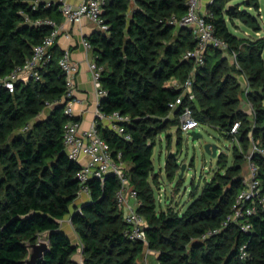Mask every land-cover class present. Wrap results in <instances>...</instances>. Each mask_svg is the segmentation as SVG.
<instances>
[{"label":"trees","instance_id":"1","mask_svg":"<svg viewBox=\"0 0 264 264\" xmlns=\"http://www.w3.org/2000/svg\"><path fill=\"white\" fill-rule=\"evenodd\" d=\"M187 1L136 0L131 9L132 0H106L103 19L109 30L89 37L102 67L100 84L107 91L100 100L102 113L118 111L130 117L121 123L124 134L100 123L98 128L113 155L121 153L127 164L126 173L141 201L137 211L147 221V242L125 233L129 224L116 201L120 182L115 175L105 180L92 177L90 200L71 213L79 195L81 165L69 158L64 132L69 120L80 118H70L65 106L56 103L66 92V76L58 63L62 52L41 69L40 80L18 81L14 92L0 87V264H24L30 244L44 234L49 248L39 264H142L147 247L156 251L157 264H264V208L252 216L248 232L232 223L203 238L221 228L232 212L253 140L264 147V39L240 37L229 24L239 18L250 30L260 31V0H243L234 8L226 6L227 0H212L208 20L229 50L208 49L205 64L194 75L196 100L184 97L173 107L194 69L184 58L196 45L194 33L174 22L186 14ZM62 18L59 0H0V79L23 65L52 32L47 20L59 24ZM56 51L55 45V57ZM224 52L236 53L239 67L230 65ZM232 70L247 77L249 91L242 89ZM242 99L252 103L253 118L241 108ZM186 105L199 122L238 139L244 151L236 148L230 166L221 154L220 170L201 193L194 188L193 201L181 212L172 205L161 208L157 201L153 155L158 137L171 126L177 127L181 142L178 125ZM236 121L241 125L232 133ZM254 160L264 181V159L255 155ZM166 167L173 180L179 168L174 154L168 156ZM69 214L78 244L62 229L61 221ZM242 245L247 246L245 259L240 257Z\"/></svg>","mask_w":264,"mask_h":264},{"label":"built area","instance_id":"2","mask_svg":"<svg viewBox=\"0 0 264 264\" xmlns=\"http://www.w3.org/2000/svg\"><path fill=\"white\" fill-rule=\"evenodd\" d=\"M59 2L60 10L69 22L76 23L84 18H89L99 25L100 31L107 32L109 30V26L103 19L106 0H83L78 5H71L66 0H59ZM201 3L202 0H188L187 12L184 17L180 20L174 19V22L178 26H187L192 29L196 39V45L194 48L184 53V58L193 62L194 69L182 84L183 94L178 98L177 102L173 104V107L183 103L184 97L188 98L190 101L196 100V94L193 91L194 75L198 67L205 64L208 49L216 47L224 51L229 50L228 43L216 35L215 25L208 20L207 12L202 11ZM258 16L262 26L261 30H250L245 37L264 39V8L262 6L259 9ZM46 23L53 27L52 32L47 35L41 43L34 47L31 57H29L23 65L16 67L11 74L0 79V87L4 86L11 92H14L18 81L41 79L40 71L55 58L53 47L63 34V28L56 21L49 19ZM66 36L69 37L70 35L66 34ZM82 43L85 48L89 50L93 49V45L89 39H83ZM231 55L239 67L236 53L232 52ZM58 63L66 76V92L63 98L56 103H65V114L73 118L75 117L74 103L77 101L76 77L79 72V65L73 59L70 49H65L63 51ZM90 69L98 87V95L101 98L107 94V91L103 89L100 84L102 67L99 66L96 60H93L90 63ZM23 75H26V79L22 78ZM248 83L249 82L246 81V85H248ZM247 88L246 91H249L250 86L248 85ZM249 103L253 108L252 103ZM100 116L115 120L116 124L114 130L120 134L125 133V128L121 123L130 120V117L122 115L118 111L111 114L101 113ZM200 123L201 122L194 117L191 106L186 105L184 111L180 115L178 127L183 132H188L190 130H195L200 126ZM240 125L241 121H236L231 132L237 133ZM125 138L131 139V136L125 134ZM64 145L69 158L81 165V169L77 175L80 183L78 198L83 195H90L88 181L92 177H99L105 180L106 176L109 174L117 176L120 186L116 193V201L119 208L124 211L125 220L129 224V228L125 233L132 240L147 242L145 231L147 221L137 211L138 206L141 204L138 192L130 183V178L126 173L127 166L122 160V154L119 153L117 157L113 155L111 145L102 136L98 128V123H93L89 129H82L80 122L69 120L65 125ZM255 155L264 159V147L253 140L252 148L246 155L248 167L241 176L242 189L235 199L232 212L228 215L221 228L204 234L203 238L218 233L222 228L228 227L232 223L238 224L242 230L247 232L253 228L251 221L252 216L256 215L261 208H264V181L260 176V168L254 160ZM83 157H87V160L84 162L82 161ZM247 255V246L242 245L240 247V257L245 259Z\"/></svg>","mask_w":264,"mask_h":264},{"label":"rangeland","instance_id":"3","mask_svg":"<svg viewBox=\"0 0 264 264\" xmlns=\"http://www.w3.org/2000/svg\"><path fill=\"white\" fill-rule=\"evenodd\" d=\"M242 1L243 0H227L226 6H239ZM260 5L264 8V0H260ZM240 8L244 9L245 4H241ZM229 24L231 30L240 37L245 36L247 32L250 31L247 25L239 18H235L234 20L232 19ZM212 52L213 51L211 50L210 53ZM224 53L225 56H227L230 65L238 66L231 54H228V52ZM262 56L264 59V50ZM55 59L57 60L58 57L56 56ZM232 73L238 77L242 89L246 91L249 85V83L246 85V81H248L247 77L235 70H232ZM241 108L251 118L254 117V109L250 106L249 102H245V100L242 99ZM45 115L46 113L41 115V117H44ZM177 130L176 126H171L158 137L153 155L156 173L155 177L158 178V182L153 185L157 201L161 208H166L168 205H172L181 212H184L193 201L192 193L194 188H197L198 193H201L206 182L209 181L216 171H219L221 168L219 157L213 158L205 151L204 145L206 143H214L218 145V152L226 156L227 164L229 166L235 162L236 148L239 151H244V148L238 139L232 140L226 137L217 127L210 123H200V126H198L195 130H190L188 132L182 131L180 143H178L179 138ZM192 131L201 133L202 137L194 140L191 135ZM251 148L252 144L250 145L249 151ZM170 154H174L177 158V162L179 163L178 171L173 180L169 177L166 167L167 158ZM184 164H186V169L182 171V166ZM247 167L248 162L245 160L242 164L243 173L247 170ZM153 178L150 180L153 181ZM178 182H183V184H180L179 189L177 188ZM71 235L72 238L76 239V241L80 243L79 237L73 231H71ZM39 241H48V239L44 234L39 237L38 242ZM79 255L80 254L76 257L78 259H82Z\"/></svg>","mask_w":264,"mask_h":264},{"label":"crops","instance_id":"4","mask_svg":"<svg viewBox=\"0 0 264 264\" xmlns=\"http://www.w3.org/2000/svg\"><path fill=\"white\" fill-rule=\"evenodd\" d=\"M66 1L71 5H78L83 0ZM211 2L212 0H202L201 8L203 12H207L208 6ZM135 6V1L132 0L131 9ZM59 24L63 28V34L59 37L56 44V56L59 57L65 49H70L73 59L79 65V72L76 77L77 101L74 103V111L75 116L80 118L81 128L89 129L93 123L96 122L102 124L103 127H108L114 130L116 121L100 116L102 113L100 109L101 98L98 95V87L90 69V63L93 60H96L95 51L94 49L89 50L85 48L82 43L83 39H89L90 36L95 34L97 31H100L99 25L89 18H84L80 22L71 23L64 17V15ZM66 34H69L70 36L67 37ZM22 78L26 79V75H23ZM245 102L250 101L246 99ZM86 160L87 157L82 158L83 162ZM89 200L90 195H83L75 201L71 210L74 211L77 208H81L83 203ZM61 223L62 229L69 235L75 244H78L79 242L72 238L71 235V231H73L78 236L72 223V214L67 215ZM78 254L82 257L81 253ZM78 260L82 261V259ZM140 261L142 264H157L158 257L156 251L147 247Z\"/></svg>","mask_w":264,"mask_h":264},{"label":"water","instance_id":"5","mask_svg":"<svg viewBox=\"0 0 264 264\" xmlns=\"http://www.w3.org/2000/svg\"><path fill=\"white\" fill-rule=\"evenodd\" d=\"M60 4V2H59ZM231 8H234L231 6ZM61 106H65V103H61ZM191 135L194 140L202 137L201 133L192 131ZM205 151L210 154L213 158L220 157L221 153L218 152V145L214 143H206L204 145ZM186 169V164L182 166V171ZM113 175V174H112ZM72 211V210H71ZM73 212V211H72ZM49 248V241H39L30 244V255L24 261V264H39L44 259L47 249Z\"/></svg>","mask_w":264,"mask_h":264}]
</instances>
